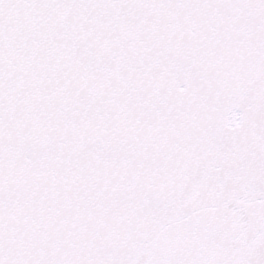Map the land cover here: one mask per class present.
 <instances>
[{
    "label": "snow or ice",
    "instance_id": "6c2138e0",
    "mask_svg": "<svg viewBox=\"0 0 264 264\" xmlns=\"http://www.w3.org/2000/svg\"><path fill=\"white\" fill-rule=\"evenodd\" d=\"M0 264H264V0H0Z\"/></svg>",
    "mask_w": 264,
    "mask_h": 264
}]
</instances>
